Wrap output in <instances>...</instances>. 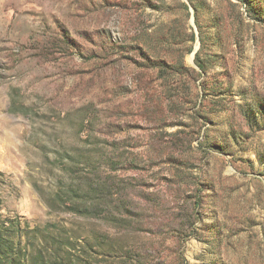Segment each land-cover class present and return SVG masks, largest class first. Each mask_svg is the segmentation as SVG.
<instances>
[{
    "label": "rangeland",
    "instance_id": "rangeland-1",
    "mask_svg": "<svg viewBox=\"0 0 264 264\" xmlns=\"http://www.w3.org/2000/svg\"><path fill=\"white\" fill-rule=\"evenodd\" d=\"M0 214V264H264V0H0Z\"/></svg>",
    "mask_w": 264,
    "mask_h": 264
},
{
    "label": "trees",
    "instance_id": "trees-1",
    "mask_svg": "<svg viewBox=\"0 0 264 264\" xmlns=\"http://www.w3.org/2000/svg\"><path fill=\"white\" fill-rule=\"evenodd\" d=\"M1 215V214H0ZM1 216H0V222L2 221L1 220ZM9 221V220H8ZM7 221V222H8ZM6 222V221H4ZM16 229V230H15ZM20 231V228H16L15 226H12L11 227H6L5 224H0V255L3 254V251L6 250V251H12V249L14 248V242L13 240H7L5 234L7 232L13 234V233H18ZM11 243V244H10ZM14 250V249H13ZM14 255V254H13Z\"/></svg>",
    "mask_w": 264,
    "mask_h": 264
}]
</instances>
